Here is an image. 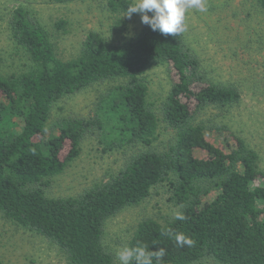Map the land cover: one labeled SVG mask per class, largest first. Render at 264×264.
<instances>
[{
	"label": "trees",
	"instance_id": "1",
	"mask_svg": "<svg viewBox=\"0 0 264 264\" xmlns=\"http://www.w3.org/2000/svg\"><path fill=\"white\" fill-rule=\"evenodd\" d=\"M130 3L107 0V7L127 12ZM258 3L264 10V0ZM55 25L65 30L67 22ZM11 29L31 64L19 73L0 74L3 217L57 245L69 264H116L104 240L107 220L167 185L177 212L186 219L174 215L161 223L144 218L129 246L164 248L162 264H264V184L253 185L264 178L259 152L235 133L233 142L225 138V146L206 136L230 131L216 117L224 118L240 103L238 83L211 75L184 33L165 35L145 25L137 37L109 44L92 30L78 55L64 60L50 31L25 7L14 9ZM157 64L169 66L177 76L159 114L149 100L147 77ZM113 79L125 82L102 93L89 117L62 119L58 133L48 134L53 106L60 99ZM160 121L170 133L165 145L154 143ZM88 137H96L104 152H133L107 180L75 196H48L51 178L80 155ZM197 150L206 156H197ZM169 229L191 236L195 245L178 246L165 234Z\"/></svg>",
	"mask_w": 264,
	"mask_h": 264
},
{
	"label": "rangeland",
	"instance_id": "2",
	"mask_svg": "<svg viewBox=\"0 0 264 264\" xmlns=\"http://www.w3.org/2000/svg\"><path fill=\"white\" fill-rule=\"evenodd\" d=\"M18 6L31 11L50 31L59 56L64 60L78 55L83 40L92 30L102 34L109 44H119L137 37L145 26L140 13L128 17L124 16L127 12H112L107 7V0H71L62 4L49 0H0V74L4 75L25 71L31 64L27 52L12 36L11 18ZM207 9L203 13L189 10L185 39L200 55L211 75L223 82L240 85L242 99L224 118L216 117L226 123L230 131L222 135L207 132L206 136L220 146L226 145L225 138L233 142L234 133L244 138L259 152L260 167L264 169V10L258 0H207ZM61 20L67 22L65 30L55 25ZM169 68L165 64H157L147 71L149 100L158 114L172 80L177 78L174 70ZM124 82V79L97 82L60 99L53 106L47 124L48 134L58 133L57 125L62 119L89 117L99 96ZM211 113L208 111L207 115L212 117L214 112ZM169 137L170 133L160 121L155 145H165ZM132 152H104L96 137L86 138L80 155L63 173L51 178V185L46 188L48 196H75L107 180L119 171ZM195 153L199 157L206 156L201 150ZM263 184L264 178L253 183ZM178 209L179 206L171 200L168 186L160 185L139 205L127 207L107 220L104 240L115 255L116 264H119L117 250L128 245L142 219L152 217L165 223ZM0 263L69 264L57 245L34 231L17 226L1 214Z\"/></svg>",
	"mask_w": 264,
	"mask_h": 264
},
{
	"label": "clouds",
	"instance_id": "3",
	"mask_svg": "<svg viewBox=\"0 0 264 264\" xmlns=\"http://www.w3.org/2000/svg\"><path fill=\"white\" fill-rule=\"evenodd\" d=\"M192 9L206 12L207 0H132L124 16L140 13L142 23L149 25L153 31L178 37L188 30L187 16ZM175 219L183 221L186 216L183 212H176ZM165 234L171 236L180 247L195 245V240L182 232L173 233L169 229ZM165 255L164 248L154 251L149 250L146 244L135 247L124 245L117 250L116 259L119 264H162Z\"/></svg>",
	"mask_w": 264,
	"mask_h": 264
}]
</instances>
